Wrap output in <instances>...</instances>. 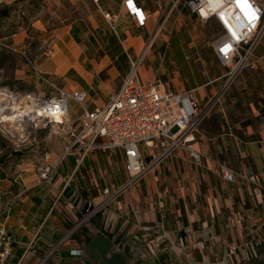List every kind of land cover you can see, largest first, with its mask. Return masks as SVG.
Returning <instances> with one entry per match:
<instances>
[{
  "label": "crops",
  "instance_id": "1",
  "mask_svg": "<svg viewBox=\"0 0 264 264\" xmlns=\"http://www.w3.org/2000/svg\"><path fill=\"white\" fill-rule=\"evenodd\" d=\"M136 1L146 14L143 25L125 0H54L46 16L2 38L29 56L42 53V72L68 91H86L89 108L108 103L122 87L129 55L143 52L145 84L162 79L175 92L195 90L202 105L218 97L193 142L207 158L198 166L186 146L177 148L81 224L90 207L86 200L97 208L105 188L129 181L122 150L80 148L60 161L46 183L37 166L62 152L59 137L49 132L50 142L39 140L32 150L0 147V213L9 203L13 208L0 223L18 238L7 264L37 263L62 239L44 264H138L126 245L142 236L169 239L167 251L172 245L186 251L181 264H264V38L256 47V68H244L223 90L229 68L210 62L206 38L193 27L200 19L184 0ZM257 1L264 9V0ZM166 25L173 26L169 33H157ZM49 49L52 54L45 53ZM13 74L25 92H55L26 60ZM79 112L71 116L76 120ZM220 164L236 173V181L224 178ZM245 173L254 174L257 184L242 179ZM79 249L81 255L72 254Z\"/></svg>",
  "mask_w": 264,
  "mask_h": 264
},
{
  "label": "built area",
  "instance_id": "2",
  "mask_svg": "<svg viewBox=\"0 0 264 264\" xmlns=\"http://www.w3.org/2000/svg\"><path fill=\"white\" fill-rule=\"evenodd\" d=\"M129 13L140 25L146 20V14L138 6L136 0H125ZM197 14L203 23L215 19L220 24L219 38L213 42V48L220 62L229 68L224 89L232 83L233 78L244 68H256V47L264 38V9L257 0H247L242 4L239 0H184ZM108 20L115 22L114 15L106 13ZM0 48L18 52L25 58L32 72L40 80L51 85L54 94L43 95L38 92H25L9 85L0 86V132L10 139L17 150L32 144L40 130H48L60 138L62 152L56 159H45L37 166V172L46 183L53 181L60 161L80 148L90 151L95 148L106 151L122 150L129 181L115 190L105 188L101 206L90 205L81 219L82 223L90 221L98 210L120 197L126 188L154 170L164 157L177 148L186 146L195 164L203 165L207 158L198 148L193 146L200 124L208 116L218 97L202 105L195 90L185 89L175 92L168 88L162 79L145 84L141 77V64L145 54L129 55L130 67L123 79L120 90L111 95L108 103L87 106L88 94L84 90L68 91L53 83L42 72L38 57L42 53L29 56L24 49L7 43L0 38ZM49 49L45 53L52 54ZM71 102L80 105L78 119L71 116ZM149 155L151 160H148ZM224 178L236 181V173L225 164H220ZM257 184L254 174L245 173L241 176ZM75 193H80L76 188ZM12 204H7L0 217L8 218ZM241 222V219L238 220ZM7 223H0V264H7L13 258V249L18 238L7 228ZM75 230L72 229L67 236ZM54 245L49 253L37 263L45 261L60 249L61 244ZM233 246L229 256L236 252ZM74 255H81L84 250H71ZM223 264L226 261L222 260Z\"/></svg>",
  "mask_w": 264,
  "mask_h": 264
},
{
  "label": "rangeland",
  "instance_id": "3",
  "mask_svg": "<svg viewBox=\"0 0 264 264\" xmlns=\"http://www.w3.org/2000/svg\"><path fill=\"white\" fill-rule=\"evenodd\" d=\"M54 6V0H12L9 2H3L0 6V38L4 35L17 32L20 27L31 24L34 19L37 20L46 16L49 12V7ZM7 12V13H6ZM195 32L202 33L206 38L205 51H209L208 57L210 62L214 61L216 64L221 62L213 51L212 43L218 39L220 34V27L218 24L210 21L203 23L201 21L195 23ZM173 26L166 25V27H159L157 33L163 29V33H169ZM208 57H205L207 60ZM25 60L18 52H13L9 49H0V86L9 85L18 88L17 81L14 79V69L17 67L19 60ZM80 105L71 108V111H79ZM42 135V136H41ZM52 136L47 131L38 135L32 145H29L28 150H32L40 142L49 143ZM54 138V137H53ZM7 147L10 150H14L15 144L8 138L4 137L0 132V147ZM149 159V158H148ZM150 160V159H149ZM44 161V160H43ZM41 161L40 163H42ZM39 163V164H40ZM38 164V165H39ZM167 241L158 239L156 236H142L138 239H128L127 248L129 249L131 257L138 264H181L182 257L186 258V251H182L179 248H174L172 245V251H167L165 244ZM176 260V261H175Z\"/></svg>",
  "mask_w": 264,
  "mask_h": 264
},
{
  "label": "snow or ice",
  "instance_id": "4",
  "mask_svg": "<svg viewBox=\"0 0 264 264\" xmlns=\"http://www.w3.org/2000/svg\"><path fill=\"white\" fill-rule=\"evenodd\" d=\"M240 3L242 4H247V0H239ZM130 6H131V0H129Z\"/></svg>",
  "mask_w": 264,
  "mask_h": 264
},
{
  "label": "trees",
  "instance_id": "5",
  "mask_svg": "<svg viewBox=\"0 0 264 264\" xmlns=\"http://www.w3.org/2000/svg\"><path fill=\"white\" fill-rule=\"evenodd\" d=\"M7 13V12H6ZM0 14H1V11H0Z\"/></svg>",
  "mask_w": 264,
  "mask_h": 264
}]
</instances>
